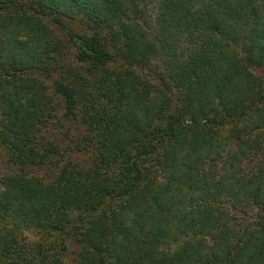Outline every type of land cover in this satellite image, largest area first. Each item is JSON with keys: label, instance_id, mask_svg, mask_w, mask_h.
I'll list each match as a JSON object with an SVG mask.
<instances>
[{"label": "trees", "instance_id": "1", "mask_svg": "<svg viewBox=\"0 0 264 264\" xmlns=\"http://www.w3.org/2000/svg\"><path fill=\"white\" fill-rule=\"evenodd\" d=\"M145 1L0 0V264H264V0Z\"/></svg>", "mask_w": 264, "mask_h": 264}, {"label": "rangeland", "instance_id": "2", "mask_svg": "<svg viewBox=\"0 0 264 264\" xmlns=\"http://www.w3.org/2000/svg\"><path fill=\"white\" fill-rule=\"evenodd\" d=\"M139 9L142 11V18L140 19V22L143 23V26H145V29H148L151 24L155 23V18H156V12H157V1L156 0H146L145 2H142L139 5ZM67 28L74 29V31H79L81 27H79L78 23L76 24H67ZM71 32V30L69 29ZM156 61L153 62L154 65H156ZM47 85L51 84L50 80H46ZM2 119V115L0 113V121ZM70 131H79L75 125L69 126ZM63 138V137H62ZM81 160H86L88 159L87 154H82L79 156ZM19 171V167L16 165H13L10 161H8V156L6 155L4 149L0 147V174H10L11 172H17ZM24 173H28V175H32L38 178H45L46 175H44V171L42 169H36V168H26L23 170Z\"/></svg>", "mask_w": 264, "mask_h": 264}]
</instances>
